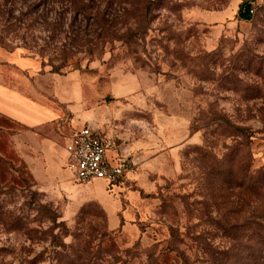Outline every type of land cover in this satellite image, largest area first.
Here are the masks:
<instances>
[{
	"label": "rangeland",
	"instance_id": "374dc122",
	"mask_svg": "<svg viewBox=\"0 0 264 264\" xmlns=\"http://www.w3.org/2000/svg\"><path fill=\"white\" fill-rule=\"evenodd\" d=\"M245 1L0 0V56L85 93L60 127L0 117V264H264V5L239 20ZM87 124L113 184L72 176Z\"/></svg>",
	"mask_w": 264,
	"mask_h": 264
},
{
	"label": "crops",
	"instance_id": "0c3cea01",
	"mask_svg": "<svg viewBox=\"0 0 264 264\" xmlns=\"http://www.w3.org/2000/svg\"><path fill=\"white\" fill-rule=\"evenodd\" d=\"M37 65V60L21 56H0V117L27 130L33 126L45 131L60 127L65 113L73 114L76 102L83 104L85 93L78 72L34 73ZM31 111L40 119L37 125L31 123ZM38 155L27 159L31 166L44 168L42 153Z\"/></svg>",
	"mask_w": 264,
	"mask_h": 264
},
{
	"label": "built area",
	"instance_id": "2783aa9c",
	"mask_svg": "<svg viewBox=\"0 0 264 264\" xmlns=\"http://www.w3.org/2000/svg\"><path fill=\"white\" fill-rule=\"evenodd\" d=\"M264 0H247L244 11L253 17ZM72 176L78 182L103 181L113 184L125 173L123 161L115 154L110 139L90 126L76 130L64 147Z\"/></svg>",
	"mask_w": 264,
	"mask_h": 264
},
{
	"label": "trees",
	"instance_id": "16d2710c",
	"mask_svg": "<svg viewBox=\"0 0 264 264\" xmlns=\"http://www.w3.org/2000/svg\"><path fill=\"white\" fill-rule=\"evenodd\" d=\"M247 6V1L240 4L238 8L237 17L239 20L249 21L250 17L248 16L247 12L244 11V7Z\"/></svg>",
	"mask_w": 264,
	"mask_h": 264
},
{
	"label": "bare ground",
	"instance_id": "6f19581e",
	"mask_svg": "<svg viewBox=\"0 0 264 264\" xmlns=\"http://www.w3.org/2000/svg\"><path fill=\"white\" fill-rule=\"evenodd\" d=\"M103 182V181H102Z\"/></svg>",
	"mask_w": 264,
	"mask_h": 264
}]
</instances>
